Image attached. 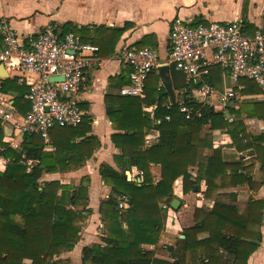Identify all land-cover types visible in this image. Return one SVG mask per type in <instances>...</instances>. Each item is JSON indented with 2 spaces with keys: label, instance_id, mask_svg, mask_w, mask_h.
I'll return each instance as SVG.
<instances>
[{
  "label": "trees",
  "instance_id": "trees-1",
  "mask_svg": "<svg viewBox=\"0 0 264 264\" xmlns=\"http://www.w3.org/2000/svg\"><path fill=\"white\" fill-rule=\"evenodd\" d=\"M69 29L79 31L73 25L64 31ZM220 72L214 68L211 77L218 80ZM18 80L16 76L3 78L0 92L15 93L17 111L25 114L30 109V101L24 96L29 86ZM240 83L243 87L239 91L245 97H264V86L256 81L242 78ZM168 96L165 86H146L144 99L123 94L106 97L107 114L120 130L112 134L120 149L115 155L119 169L109 164L100 166L112 194L99 207L103 217L100 242L83 247V264H248L262 242L264 199L252 197L241 203L234 192L218 190L243 184L259 190L264 184V130L250 133L245 122V118L264 119V99L235 102L227 112L205 103L200 116L188 119L179 111L176 99L170 109L161 105ZM183 101H193L188 91ZM153 104H157L154 119L149 114ZM167 113L170 119H165ZM227 113L234 115V120L229 121ZM89 122L83 114L75 126L52 128L51 139L69 143L67 149L54 150L46 148L43 138L27 135L15 148L4 139L0 125V156L7 159L5 169L0 171V264H69L62 254L74 248L86 225L89 179L75 184L43 176L82 165L100 146L97 137L87 135ZM206 126L208 132L204 131ZM154 130L159 133L157 140L148 144L146 135ZM214 131L227 133L233 140L250 134L252 142L243 149H248L251 158H227L223 149L214 145ZM79 136L82 138L77 141ZM256 163L260 178L254 174ZM153 164L160 166L159 179L153 177ZM132 166L143 171L140 184L125 173ZM191 166L197 167L195 176ZM179 177L184 194L199 191L204 182L203 195L212 200V207L196 208L194 223L183 228L174 245L166 246L169 258L160 257L146 245L159 241L169 218L168 209L161 203L171 207L173 185ZM122 195L124 209L119 207Z\"/></svg>",
  "mask_w": 264,
  "mask_h": 264
},
{
  "label": "crops",
  "instance_id": "crops-1",
  "mask_svg": "<svg viewBox=\"0 0 264 264\" xmlns=\"http://www.w3.org/2000/svg\"><path fill=\"white\" fill-rule=\"evenodd\" d=\"M240 17L246 28L258 29L264 27V0H0V18H6L16 29L22 43L28 46L41 28L53 22L59 25L61 32L68 25L76 26V31L84 41L97 44L99 60L88 68L80 90L76 94L84 115L89 117L90 129L87 135L95 136L100 146L95 148L93 154L82 165L63 172L45 173L44 179H59L63 182L79 184L82 179H89L88 204L85 209H90L86 225L82 228L81 237L72 250L62 254L69 259V264L82 263V249L84 246L100 242L103 217L99 212L102 200L112 194L111 185L107 184L100 173V166L109 164L119 169L115 162V155L120 149L112 140V134L120 132L116 129L107 114L106 97L119 95L120 88L129 83V67L120 59L119 52L129 47H142L153 45L159 51L161 65L167 67V75L171 82L175 99L182 100L187 91L184 75L175 69L170 62L169 33L175 17H181L192 25L207 23L211 20L228 21ZM69 29L67 31H71ZM1 41V37H0ZM221 70V69H220ZM18 77L19 83L28 86L38 78L35 73L9 72L8 77ZM6 78V77H5ZM3 77L0 76V82ZM219 92L224 87V75L220 72L219 79L212 77ZM164 81L160 70L151 73L146 81L148 89L158 87ZM165 86V85H164ZM264 99L263 96L245 97L241 101ZM215 100V97H214ZM15 93L0 92V107L11 110L14 117L20 114L15 106ZM250 133H259L264 130V119L245 118ZM4 128L5 140L13 147L19 148L23 135L8 125ZM55 128V127H54ZM56 129L52 130V133ZM214 145L221 147L229 159H250L248 149H243L252 142L250 134L233 140L227 133L214 131ZM158 131L154 130L146 135V142L152 144L157 140ZM82 136L76 138L80 140ZM46 148L67 149L68 141L49 139L45 141ZM3 157V156H2ZM7 163V159H6ZM33 163L32 160L28 161ZM259 164L256 163L254 174L261 177L258 172ZM193 176L197 167L191 166ZM138 168L132 166L125 171L137 173ZM153 177L160 178V166L153 164L151 167ZM130 172V173H129ZM129 179V177H128ZM131 180V179H129ZM177 207L170 210V217L160 234L157 244L146 245L148 249L156 251V255L169 258L167 245H174L176 238L182 236L184 227L194 223L193 215L196 208L210 209L212 200L203 195L205 184L202 182L199 191L183 192V180L179 177L173 185ZM218 192H234L241 203L250 198L264 199V184L259 190H251L246 184L219 189ZM173 201V200H172ZM171 201V203H172ZM162 204V203H161ZM162 206V205H161ZM172 207V205H171ZM191 208L190 217L186 211ZM125 221V215L121 216ZM263 239L255 252L251 254L248 264H264V223L262 225Z\"/></svg>",
  "mask_w": 264,
  "mask_h": 264
},
{
  "label": "built area",
  "instance_id": "built-area-1",
  "mask_svg": "<svg viewBox=\"0 0 264 264\" xmlns=\"http://www.w3.org/2000/svg\"><path fill=\"white\" fill-rule=\"evenodd\" d=\"M0 37V62L6 70L38 75L24 95L30 101V109L14 117L11 110L0 107V125H8L22 135L39 136L46 141L55 126L79 124L84 113L76 94L88 68L98 62L100 47L84 41L75 31L61 32L59 25L53 22L45 24L25 46L9 20L0 18ZM169 44L170 62L184 75L187 91L193 100L186 103L183 99H176L179 111L188 119L200 116L205 103L223 112H227L228 106H235L234 101L242 98L239 91L243 87L242 78L264 86V27L249 31L238 16L228 21L211 20L197 25L175 17ZM119 57L130 69L129 83L120 88V93L144 99L148 76L161 66L157 47L125 48L119 52ZM214 68L221 69L224 75L221 92L211 77ZM54 75L63 78L50 80ZM163 86L160 83L158 89ZM161 105L172 108L171 97L163 99ZM156 107L157 104L150 107L149 114L153 119ZM226 118L232 121L235 116L227 113ZM165 119H170V114L167 113ZM5 167L6 158L0 156V171ZM128 177L140 184L143 171L130 173ZM161 205L168 209L170 217L172 208L166 203ZM119 207H126L124 195L119 197Z\"/></svg>",
  "mask_w": 264,
  "mask_h": 264
},
{
  "label": "water",
  "instance_id": "water-1",
  "mask_svg": "<svg viewBox=\"0 0 264 264\" xmlns=\"http://www.w3.org/2000/svg\"><path fill=\"white\" fill-rule=\"evenodd\" d=\"M159 70H160V73H161V77H162V79L164 81V85H165L167 91L169 92V95H170L171 99L174 100L175 99V95H174V91H173L171 82L169 80V77L167 75V67L164 66V65H161L159 67ZM0 76L3 77V78L9 76V72L6 70L4 64L1 63V62H0ZM61 78H63V77L54 75V76L50 77V80L56 81V80H59ZM126 174H128V172H126ZM177 201H179L178 198H174L173 199V201L171 203L173 208L177 207V204H176Z\"/></svg>",
  "mask_w": 264,
  "mask_h": 264
},
{
  "label": "rangeland",
  "instance_id": "rangeland-1",
  "mask_svg": "<svg viewBox=\"0 0 264 264\" xmlns=\"http://www.w3.org/2000/svg\"><path fill=\"white\" fill-rule=\"evenodd\" d=\"M219 88H221V89H223L221 86L219 87ZM241 101V100H240ZM240 101L237 99V100H235L234 102H236V103H240ZM242 102V101H241ZM208 127L206 126L205 128H204V131L205 132H208ZM187 215H186V217H187V219H188V217H190V215H191V208H188L187 209V211L185 212Z\"/></svg>",
  "mask_w": 264,
  "mask_h": 264
}]
</instances>
